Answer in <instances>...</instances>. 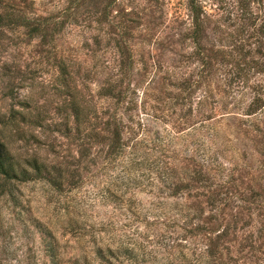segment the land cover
I'll return each instance as SVG.
<instances>
[{
    "label": "trees",
    "instance_id": "1",
    "mask_svg": "<svg viewBox=\"0 0 264 264\" xmlns=\"http://www.w3.org/2000/svg\"><path fill=\"white\" fill-rule=\"evenodd\" d=\"M140 1L147 5L141 12L140 6L114 12L117 0H112L80 23L77 14L90 0H69L61 16L37 14L34 0H0V32L25 30L45 40L61 35L70 22L107 36L108 51L99 47L94 57L102 50L110 56L90 69L85 81L105 76L97 96L112 107L99 111L94 96L88 103L79 100L77 86L69 89L76 96L70 110L78 154L69 171L72 192L84 186L82 170L102 177L96 199L117 216L100 224L96 255L105 264H248L245 249L264 264V257L258 258L264 256V187L247 196L245 182L234 178L238 157L252 156L250 149L264 151V0ZM182 1L189 22L182 19ZM166 23L191 41L193 51L177 53L180 61L170 68L160 56L152 65L144 56L136 60L132 35ZM160 46L162 55L171 52L163 42ZM60 70L67 83L66 64ZM87 124L91 129L83 133ZM232 137L243 151L231 147L226 164ZM31 167L41 175L45 165L34 161ZM0 171L15 173L1 149ZM48 176L62 192L66 172ZM226 210L232 227L220 231ZM255 217L261 227L240 247V258L232 255L225 245L230 233L252 227Z\"/></svg>",
    "mask_w": 264,
    "mask_h": 264
},
{
    "label": "rangeland",
    "instance_id": "2",
    "mask_svg": "<svg viewBox=\"0 0 264 264\" xmlns=\"http://www.w3.org/2000/svg\"><path fill=\"white\" fill-rule=\"evenodd\" d=\"M34 1L37 14L61 16L59 11L65 8L69 0ZM111 1L87 2L85 9L77 14L80 23L89 16V12L101 11ZM132 1L117 0L114 12L119 9L132 12L137 6H140L141 12L147 8L143 1ZM181 3L184 7L185 1ZM188 17L189 13L184 7L182 19L189 22ZM130 18L137 19L132 15ZM139 21L141 23L143 20ZM142 24L146 26V20ZM108 28L110 31L111 27ZM150 29L143 27L137 34L133 32L132 38L135 39L130 43L136 60L144 56L149 58L148 63L152 65L153 59L155 61V57L160 56L170 68L180 61L177 53H189L194 49L191 41L185 42L181 35L170 29L168 23ZM182 31H185V27ZM101 33L91 30L84 32L76 25L71 26L70 22L61 35H47L45 40L41 36L26 35L25 30L7 29L0 32V149L11 158L15 167L12 176L0 171V264H105L96 255L97 246L94 243H97L96 238L101 237L100 224L111 217L117 220V216L111 207L98 204L99 198L96 199L95 193L102 186L100 180L103 181V178H95L82 170L84 186L72 192L69 172L73 171L71 165L78 155L70 110L76 96L69 89L77 86L82 94H78L79 100L88 103L92 100L89 96H94V106L99 111L103 110L104 105L112 107L109 100L97 96L99 84L105 76H96L91 83L88 79L85 81L89 77L86 75L88 71L110 56L105 54L108 51L107 36ZM97 42L100 46L96 45ZM162 42L171 52L162 55ZM99 47L107 51L102 50L94 57ZM62 63L71 73L67 83L60 78ZM137 67L141 66L138 64ZM102 69L99 66V71ZM90 129L87 124L82 131L85 133ZM228 145L230 151L225 154L226 164L233 156L231 147L234 149L237 146L240 155L243 151L242 146L235 143L234 137L232 145ZM250 151L252 156L238 157L239 164H236L240 167L234 175V178L242 179L238 181L239 184L245 182L247 196L251 195L249 190L260 192L261 185L264 187V156L261 155L264 151ZM34 161L38 165H45L41 175L32 169ZM59 171L66 172L62 192L48 182L49 173L52 179L58 176ZM262 198H259L260 204ZM226 211L227 221H221L220 231L232 227L229 210ZM230 214L236 212L230 211ZM260 221L255 217L252 227L242 230L239 226L237 231L230 233L225 245L231 248L232 255L240 258L238 251L243 250L240 247L247 245V238L251 234H256L261 227ZM243 253L248 258V264H259L258 259L253 258V252L244 249ZM263 257L258 254V258ZM228 259L226 255L225 260Z\"/></svg>",
    "mask_w": 264,
    "mask_h": 264
}]
</instances>
